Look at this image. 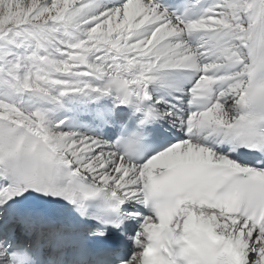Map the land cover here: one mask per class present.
I'll return each instance as SVG.
<instances>
[{
  "label": "snow or ice",
  "instance_id": "snow-or-ice-1",
  "mask_svg": "<svg viewBox=\"0 0 264 264\" xmlns=\"http://www.w3.org/2000/svg\"><path fill=\"white\" fill-rule=\"evenodd\" d=\"M0 264H264V0H0Z\"/></svg>",
  "mask_w": 264,
  "mask_h": 264
}]
</instances>
